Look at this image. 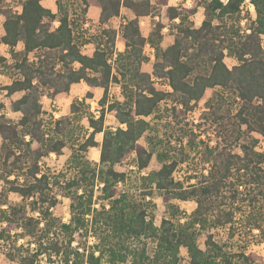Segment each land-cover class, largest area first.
<instances>
[{
    "label": "trees",
    "instance_id": "1",
    "mask_svg": "<svg viewBox=\"0 0 264 264\" xmlns=\"http://www.w3.org/2000/svg\"><path fill=\"white\" fill-rule=\"evenodd\" d=\"M244 1L200 0L197 27L191 19L196 7L169 6L168 0H55V13L42 0H19L20 12L0 9V43L8 47L0 74L11 81L1 91L20 95L9 101L16 121L1 113L0 102V252L10 264H178L181 250L185 264H264L248 251L251 243H264V152L255 139L247 141L251 134L264 137V0H249L254 19L242 14ZM91 6L100 10L93 32L84 27ZM122 8L133 18L121 26L124 50L118 52L109 23ZM159 15L170 23L166 48L161 21L147 38L139 26L141 18ZM146 43L154 49L150 74L142 71ZM88 44L91 55L82 52ZM225 57L234 61L231 68ZM156 80L169 89L156 88ZM79 82L103 89L98 117L86 102L89 92L59 118L42 111V97L54 99ZM111 85L119 86L122 100H108ZM210 89L219 91L205 103L214 146L180 128L181 135L170 136L177 152L158 155L157 170L132 180L116 169L130 158L139 174L148 167L152 152L139 141L152 130L148 119L158 116L162 102L174 105L165 126L175 131L177 113L192 110ZM106 113L124 127H106ZM98 134L95 163L88 154ZM67 146L61 171L43 166ZM195 160L202 166L174 179L179 165ZM154 192L172 210L159 226L146 201ZM8 194L20 203H10ZM59 198L70 201L67 223L52 213ZM173 201L196 207L187 215ZM219 232L226 237L222 245L214 241Z\"/></svg>",
    "mask_w": 264,
    "mask_h": 264
},
{
    "label": "rangeland",
    "instance_id": "2",
    "mask_svg": "<svg viewBox=\"0 0 264 264\" xmlns=\"http://www.w3.org/2000/svg\"><path fill=\"white\" fill-rule=\"evenodd\" d=\"M44 1L45 3H48V0H43V3ZM199 1L200 0H171L172 4H176L177 7H183V8L196 7V13L191 17L194 26H198L200 21L203 19V9L202 7L197 5ZM13 3H15V0H3L1 3V7L4 8L11 6L13 5ZM242 14L250 15L252 19L255 18L253 6L250 4L249 0L244 1L242 6ZM87 15H89V18L87 17L89 24L95 25L96 13L94 9H91ZM161 18L163 21H161ZM158 21H161L163 25L167 27L165 31L163 30L162 43L164 45L167 43L169 44L171 40L170 23L165 20V17H163V15L155 16V18L151 16L149 19V24L151 26V29H153L152 27H154L155 23ZM244 24H246V20H243L241 22V26H244ZM143 30H145V27H143ZM262 46L264 48V37L262 38ZM2 53L3 52L0 51V54ZM224 62L229 68H231L234 65V61L229 57H225ZM144 70L149 71L150 68L146 66L144 67ZM10 82H11L10 78L0 74V102L4 104V109L1 111V113H4L8 119L16 121L19 117V114L10 111L9 101L11 99H17L20 95L16 94L11 97H7L5 95V92L1 91V88L3 86L9 85ZM155 87L160 90H168L167 86L160 82L155 83ZM216 92L219 91L217 89L207 90L204 96L202 97V99L193 107L192 110L187 111L186 113L178 112L177 113L178 121L180 120L181 123L177 124V126L175 125L174 128L175 131L171 130L168 126L167 127L165 126L166 122L170 121V117L172 115L170 109L174 105H172V103L169 101L162 102L159 107L158 116L151 117L148 119L150 121V124L152 125V130L146 133L143 136V138L139 141V143L143 145L149 152H152V158L148 167L139 174L138 171L136 170V167L134 166L133 158H130L121 165H118L116 169L118 171L127 173L132 178V180L135 177L144 176L151 171L157 170L160 167V163L158 161V155H164L165 153L169 154V152L171 153L173 151L177 152L178 146L175 147V143L172 142L170 136L176 138L177 135L178 136L181 135L182 131H178L180 130V128L192 130L193 133H195L198 136L197 140H201L204 143L209 144V146H214L217 141L216 138L217 136L215 134V127L211 125V122L209 120L206 119V116L204 117V114L205 112L208 111V109L205 107L206 101L209 98H211ZM110 93L112 94L114 92L111 91ZM99 99H95V101ZM40 102L42 105V111L46 115L52 114V112H55L60 108V107L58 108V106L55 104L54 107H52L50 103L47 102L46 97H42ZM175 108L177 110H181L180 107L178 108L176 106ZM159 116L161 117L159 118ZM104 120H105L104 125L106 127H110L112 129H115L117 127H124V125L118 124L116 120L112 121V119L109 118L108 116H105ZM252 139H255L257 141L255 147L256 150L264 152V138L258 134H251L250 137L247 139V141L248 140L250 141ZM101 140H102V134L96 135V141L98 142V146L92 148L90 150V153L88 154L89 159L95 163L99 162V153H100L99 146L101 144ZM70 153H71V149L69 146H67L62 150V153L59 156H56L55 154H50L48 157L42 160V163L44 164L43 166L46 168H50L52 171H56V172L61 171L63 169L64 162L69 157ZM201 166L202 165L199 164L197 160L189 163V165L187 164L179 165L174 172L173 175L174 179L183 180L188 174H190L191 170H193L195 167H201ZM130 185L131 184H129V186ZM134 186L131 185L132 188ZM100 187L101 185H97L95 187V196L99 195ZM136 195L139 196V193H136ZM8 201L12 204L20 203V199L15 194H8ZM146 201L148 202V207H149L148 210L151 211L150 217L153 219L155 226H159L161 220L163 218L169 217L170 214L172 213V210L166 209L160 196L156 192H154L152 196L146 197ZM172 203L179 207V211L181 213H185L187 215L190 214L196 207V204L193 201H186V202L173 201ZM69 204H70L69 199L59 198V203L52 209L53 215L59 218L64 223H67L70 218ZM94 206L96 208L99 207L98 204H95ZM180 215L183 219L184 216H182V214H179V216ZM205 239H206L205 236L199 238L198 242L201 247H203ZM90 241L92 242V239H90ZM214 241L221 245L224 244L226 242V237L224 235V232H219L215 234ZM248 251L253 252L257 256L261 257L264 263V243L261 244L251 243L248 247ZM179 256L181 260L178 264H185L187 261L185 250H181ZM0 264H10L1 254V252H0Z\"/></svg>",
    "mask_w": 264,
    "mask_h": 264
},
{
    "label": "crops",
    "instance_id": "3",
    "mask_svg": "<svg viewBox=\"0 0 264 264\" xmlns=\"http://www.w3.org/2000/svg\"><path fill=\"white\" fill-rule=\"evenodd\" d=\"M154 1H152V2H154ZM41 3H42V5L45 8L50 9L53 13L56 12L55 0H48V3H45V1L43 3V0H42ZM168 5L177 7L176 4H172L171 0H168ZM4 8H12V10L16 11V12H20L21 11V8L19 6V0H15V3H13V5L8 6V7H4ZM4 8L1 7V5H0V9H4ZM91 9H94V11L96 13V24L95 25H90L89 21L87 20V17L89 18V15H87V14H88V12ZM99 13H100V10L96 6H91L87 10L86 23H85L84 27L85 28H89L90 32H93L95 29L98 28ZM150 17L151 16H148V17H145V18H141L139 20L140 30H141L142 36L144 38H147L149 33H150V31L152 30L151 26L149 24ZM131 18H133L132 14L128 10H126L125 8H122L120 10L119 16L114 18V19H112L110 21V23H109L110 27H112L116 31L115 50L118 51V52H122L124 50V40H123V38L121 36V30H120L121 26L124 25L126 23V21L131 19ZM153 18H155V16H153ZM165 20L167 22H169L166 18H165ZM161 21H163L162 18H161ZM175 21L177 22L178 20H175ZM3 22H4V16L2 14H0V37H2L3 34H4ZM200 23H201V21H200ZM200 23H199V25H200ZM54 26L55 27L57 26V22L54 23ZM143 27H145V30H143ZM195 27H197V26H195ZM166 28L167 27L164 25V28L162 29V35H163V30L165 31ZM162 40H163V38H162ZM171 42H172V35H171V40H170L169 44L167 43V44L164 45L162 43V41H161V46L163 48H166V47H168L171 44ZM17 49L18 50L21 49V44H19L17 46ZM93 50H94V46L91 45V44L85 45L82 48V52L85 55H91ZM0 51L3 52L2 54H0V56L8 58V47L6 45L0 43ZM143 52H144V55L148 58V61L145 64L142 65V71L150 74L151 71H152V64H153L154 59H155V57H154V49L148 43H146ZM146 66L150 68L149 71L144 70V67H146ZM158 82H159L158 80L155 81V83H158ZM111 91H113L114 93L111 94L110 93ZM88 92L92 94V98L91 99H87L86 102L90 105V111L94 114L95 117H98L99 116L100 107L98 106L97 101H99L100 100L99 98L102 97L103 89H101V88H90L83 82H79V83L73 84L70 87V90H69L68 93L58 94L56 97H54V99L46 98L47 102L50 103V105L52 107H54V104L57 105L58 108L60 107L59 108L60 110L58 109L57 111L52 112L53 117L54 118H59L60 116L66 115L69 112V107H70V104L72 103V101L76 100V99L81 100L86 95V93H88ZM96 97H98V98H96ZM95 99H99V100L95 101ZM114 99L122 100L121 94H120V88L117 85H111L109 87V89H108V100L112 101ZM105 116H108L109 118H111L112 121L116 120L110 114L106 113ZM90 150H89V153H90Z\"/></svg>",
    "mask_w": 264,
    "mask_h": 264
},
{
    "label": "built area",
    "instance_id": "4",
    "mask_svg": "<svg viewBox=\"0 0 264 264\" xmlns=\"http://www.w3.org/2000/svg\"><path fill=\"white\" fill-rule=\"evenodd\" d=\"M248 32V31H247ZM264 138V137H263Z\"/></svg>",
    "mask_w": 264,
    "mask_h": 264
}]
</instances>
